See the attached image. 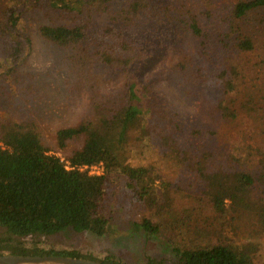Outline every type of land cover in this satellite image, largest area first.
Returning a JSON list of instances; mask_svg holds the SVG:
<instances>
[{
	"label": "trees",
	"instance_id": "1",
	"mask_svg": "<svg viewBox=\"0 0 264 264\" xmlns=\"http://www.w3.org/2000/svg\"><path fill=\"white\" fill-rule=\"evenodd\" d=\"M37 9L49 19V24L37 27L41 39L67 51L73 64L98 65L109 76H123L124 83L117 93L92 104L91 119L57 131L58 149L83 138L81 148L64 161L49 154L35 119L0 123V255L62 256L125 264L111 255L100 259L74 250L46 249L42 240L65 231L109 236L117 231L116 216L128 200L162 219L171 209L167 185L160 181L156 169L129 164L125 153L131 133L142 140L155 132L162 156L181 162L189 160L186 151L178 146L183 129L163 110L149 105V90L132 70L148 54L143 52L142 40L129 37L124 26L142 20L144 15L148 21L155 8L149 0H14L0 15V58L9 62L3 80L13 84L8 89L0 86V90L10 99L18 93L34 94L36 90L32 73L23 71L31 38L19 26L26 12ZM260 9H264V0H239L227 7V15L222 16L210 11L213 9L197 11L183 6L177 21L193 37L205 39L207 33L199 20L210 25L221 18L226 28L225 33H220L224 37L222 43L237 54H246L254 52L255 44L239 22ZM145 24L149 27L148 22ZM240 76L239 70L231 67L218 73L216 79L226 94L235 91ZM218 108L222 118H235L222 103ZM260 154L257 177L231 168L209 170L205 165L196 166L203 193L216 214L250 210V192L257 182H264V153ZM99 164L103 167L101 175L80 170ZM125 223L147 237L161 233V225L151 218ZM225 224L228 226L230 221L225 220ZM172 252L179 264H252L246 248L233 244L174 248ZM145 264L163 261L149 257Z\"/></svg>",
	"mask_w": 264,
	"mask_h": 264
},
{
	"label": "rangeland",
	"instance_id": "2",
	"mask_svg": "<svg viewBox=\"0 0 264 264\" xmlns=\"http://www.w3.org/2000/svg\"><path fill=\"white\" fill-rule=\"evenodd\" d=\"M237 1L149 0L155 13L148 21L144 15L142 20L124 26L129 37L142 40L143 52L148 54L132 70L149 90V105L163 110L183 129L178 146L186 151L189 160L181 162L162 156L155 132L142 140L131 133L125 148L129 164L156 169L171 198L169 212L163 219L158 218L150 209L128 200L116 216L117 231L111 235L97 237L65 231L43 239V247L74 250L100 259L111 255L125 264H145L149 257L163 264H179L172 252L174 248L221 243L244 246L252 264H264V182H257L250 192V210L219 216L204 195L196 172L198 165L209 170L246 171L254 177L260 172L258 160L260 153H264V9L251 12L239 22L255 44L254 52L246 54H237L222 43L224 37L220 33H225L226 28L221 18H215L210 25L199 20L207 33L205 39L193 37L177 21L183 6L197 11L213 9L210 11L222 16ZM13 2L0 0V15ZM40 24H49V19L37 9L26 12L19 26L31 38L23 71L32 73L36 90L34 94L18 93L13 99L0 90V123L35 119L49 154L64 161L81 148L83 138L58 149L57 131L91 119L92 104L120 91L124 77L109 76L98 65L73 64L67 51L39 37ZM7 64L0 58V86L5 89L13 87L3 80ZM231 67H236L241 76L235 91L225 94L216 76ZM219 103L227 106L235 118H222ZM143 217L158 222L161 233L147 237L129 224L126 226V220L138 222ZM225 220L230 221L228 226Z\"/></svg>",
	"mask_w": 264,
	"mask_h": 264
},
{
	"label": "water",
	"instance_id": "3",
	"mask_svg": "<svg viewBox=\"0 0 264 264\" xmlns=\"http://www.w3.org/2000/svg\"><path fill=\"white\" fill-rule=\"evenodd\" d=\"M0 264H103L79 258L62 256H15L0 255Z\"/></svg>",
	"mask_w": 264,
	"mask_h": 264
},
{
	"label": "built area",
	"instance_id": "4",
	"mask_svg": "<svg viewBox=\"0 0 264 264\" xmlns=\"http://www.w3.org/2000/svg\"><path fill=\"white\" fill-rule=\"evenodd\" d=\"M80 170L87 171L90 175H101L103 173V167L101 164L92 165V166H83L80 168Z\"/></svg>",
	"mask_w": 264,
	"mask_h": 264
}]
</instances>
